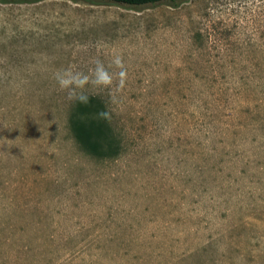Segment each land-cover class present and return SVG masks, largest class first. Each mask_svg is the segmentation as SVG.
<instances>
[{"label":"rangeland","instance_id":"1","mask_svg":"<svg viewBox=\"0 0 264 264\" xmlns=\"http://www.w3.org/2000/svg\"><path fill=\"white\" fill-rule=\"evenodd\" d=\"M105 1L0 0V264H264V0ZM97 58L112 160L54 79Z\"/></svg>","mask_w":264,"mask_h":264},{"label":"trees","instance_id":"2","mask_svg":"<svg viewBox=\"0 0 264 264\" xmlns=\"http://www.w3.org/2000/svg\"><path fill=\"white\" fill-rule=\"evenodd\" d=\"M105 2L131 8H151L160 5L177 7L176 0H106ZM110 110L100 97L89 96L88 103L79 101L68 119L69 131L78 147L90 157L98 160H112L122 153V140L116 132L112 119L105 120L100 113Z\"/></svg>","mask_w":264,"mask_h":264},{"label":"clouds","instance_id":"3","mask_svg":"<svg viewBox=\"0 0 264 264\" xmlns=\"http://www.w3.org/2000/svg\"><path fill=\"white\" fill-rule=\"evenodd\" d=\"M92 64L94 67L90 69V74H86L82 71H74L72 66L58 69L55 72L54 79L60 90L67 93L68 100L87 104L89 96L83 91L86 86L91 84L94 87L107 88L113 84L114 76L105 67L103 61L98 58L93 59ZM111 65H115L120 69L117 75L119 77L120 86H123L127 76L123 58L120 55H116L111 61ZM99 115L105 120L111 119L108 112H102Z\"/></svg>","mask_w":264,"mask_h":264}]
</instances>
